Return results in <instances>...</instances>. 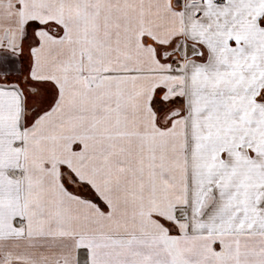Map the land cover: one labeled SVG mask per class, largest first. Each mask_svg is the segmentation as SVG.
Returning <instances> with one entry per match:
<instances>
[{
  "label": "snow or ice",
  "instance_id": "6c2138e0",
  "mask_svg": "<svg viewBox=\"0 0 264 264\" xmlns=\"http://www.w3.org/2000/svg\"><path fill=\"white\" fill-rule=\"evenodd\" d=\"M0 264H264V0H0Z\"/></svg>",
  "mask_w": 264,
  "mask_h": 264
}]
</instances>
